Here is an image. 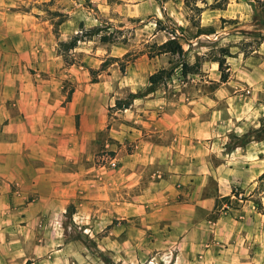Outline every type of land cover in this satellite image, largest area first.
Returning a JSON list of instances; mask_svg holds the SVG:
<instances>
[{
    "label": "rangeland",
    "instance_id": "obj_1",
    "mask_svg": "<svg viewBox=\"0 0 264 264\" xmlns=\"http://www.w3.org/2000/svg\"><path fill=\"white\" fill-rule=\"evenodd\" d=\"M171 26L182 29L159 30ZM75 37L76 46L65 47ZM174 37L186 68L171 53L153 55ZM19 59L30 81L44 80L43 90L64 96V105L77 97L84 110L63 122L70 264H264V0H0V69ZM163 69L172 73L152 85ZM162 119L177 123L178 140L192 139L196 173L183 188L216 200L211 217L198 209L195 239L182 234L184 225L157 223L151 204L134 205L135 194L127 211L111 206L109 189H125L126 170L143 163L141 137L151 133L144 123ZM149 173L130 178L131 189H148ZM75 189L102 205L86 204L84 221ZM219 189L232 192L220 197ZM239 200L259 214L254 225L236 212V222L227 219Z\"/></svg>",
    "mask_w": 264,
    "mask_h": 264
},
{
    "label": "crops",
    "instance_id": "obj_2",
    "mask_svg": "<svg viewBox=\"0 0 264 264\" xmlns=\"http://www.w3.org/2000/svg\"><path fill=\"white\" fill-rule=\"evenodd\" d=\"M17 62L0 69V264H70L73 258L65 249L63 226L70 197L69 148L64 142L68 134L63 132V122L74 114H84V110L76 104L75 96L64 105V96L48 94L43 90L44 80L30 81L23 69L26 66L20 59ZM144 126L151 133L141 137L144 148L139 160L143 163L137 171L133 166L126 170L125 189H109V198L114 199L111 206L115 209L123 204L127 211L133 205L130 197L135 194L134 205L145 208L151 204L157 223L168 220L184 225L182 234L188 232L195 239L202 228L196 219L198 209L211 217L216 200L204 195L205 189L183 188L191 183L186 179L194 178L196 173L190 155L191 136L178 140L177 123L164 119ZM146 169L155 180L150 181L148 189H131L130 178H143ZM81 176L77 188L84 186ZM80 190L83 200L77 215L84 221V211L90 207L86 204L101 202L85 201L89 198L86 189L75 192ZM121 190L126 195L124 202L116 198ZM231 192L218 190L220 197ZM239 201V208L228 207L227 219L235 221L232 212H236V217L254 225L259 214L250 200Z\"/></svg>",
    "mask_w": 264,
    "mask_h": 264
},
{
    "label": "trees",
    "instance_id": "obj_3",
    "mask_svg": "<svg viewBox=\"0 0 264 264\" xmlns=\"http://www.w3.org/2000/svg\"><path fill=\"white\" fill-rule=\"evenodd\" d=\"M157 21H158V24L162 23L161 20H157ZM179 29L181 30L182 27H175V26H171V27H167V28L166 27H159V30H167L172 34H175L176 31ZM79 40L80 39L78 37H75L71 42L66 43L65 47L73 48L76 46V44ZM153 48H155V50H156L153 55H158V54H163V53H171V54L179 57V63L178 64L182 65L183 68L187 67V63H186L185 59L183 58L185 51H184L183 46L179 42L177 37L168 39L164 43L160 44L157 47H153ZM110 60H116V59L113 58ZM220 66H222V63H220ZM124 68H125L124 65H122L121 70H124ZM171 73H172V71H167L165 69L160 70V71H158V72H156L150 76V79H149L150 83L152 85L158 84L164 78V74H167L166 76H169ZM136 96L137 95H132V97H136ZM70 100H71V97H68V101H70ZM69 208H70L71 213L75 212V209L73 206H70Z\"/></svg>",
    "mask_w": 264,
    "mask_h": 264
}]
</instances>
